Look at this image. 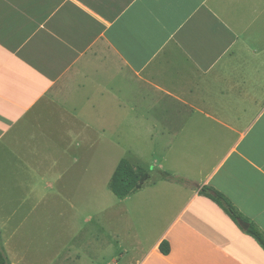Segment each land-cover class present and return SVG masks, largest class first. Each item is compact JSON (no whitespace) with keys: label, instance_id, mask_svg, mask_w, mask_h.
<instances>
[{"label":"crops","instance_id":"crops-1","mask_svg":"<svg viewBox=\"0 0 264 264\" xmlns=\"http://www.w3.org/2000/svg\"><path fill=\"white\" fill-rule=\"evenodd\" d=\"M117 143L170 145L162 175L185 181L153 184L157 227L127 264H264L200 193L264 233V0H0V223L81 187Z\"/></svg>","mask_w":264,"mask_h":264},{"label":"rangeland","instance_id":"rangeland-1","mask_svg":"<svg viewBox=\"0 0 264 264\" xmlns=\"http://www.w3.org/2000/svg\"><path fill=\"white\" fill-rule=\"evenodd\" d=\"M122 159L150 173L147 185L127 200L118 199L108 185ZM166 159L168 168L170 145H100L94 174L84 177L87 182L81 187L67 193L58 190L42 193L45 201L36 205L28 218L21 215L19 220L23 223H0V246L9 264H20L18 256L25 258L27 264L29 259L36 262L33 264H48L63 253L72 255L69 264H111L113 259L127 264L141 252V246L134 242L141 240L144 247L148 246L157 227L156 210L150 200L154 199L153 184L162 178L161 165ZM140 200L145 201L142 210ZM12 248L18 255L16 258L12 256ZM65 258L63 255L60 261Z\"/></svg>","mask_w":264,"mask_h":264},{"label":"trees","instance_id":"trees-1","mask_svg":"<svg viewBox=\"0 0 264 264\" xmlns=\"http://www.w3.org/2000/svg\"><path fill=\"white\" fill-rule=\"evenodd\" d=\"M162 178L177 182H185L180 178L172 177V175L168 173L162 175ZM149 179V172L145 168L134 165L130 160L122 159L117 165V168L111 178L109 188L118 199L123 200L130 196L135 190L140 189ZM200 193L219 205L237 225L240 226L241 221L248 223L250 228L246 231V233L252 236L264 249V233L261 232L253 223L244 219L231 201L225 197V195L211 187H204ZM160 250L164 255H169V243L164 241L160 245ZM0 264H9L8 258L1 246Z\"/></svg>","mask_w":264,"mask_h":264},{"label":"water","instance_id":"water-1","mask_svg":"<svg viewBox=\"0 0 264 264\" xmlns=\"http://www.w3.org/2000/svg\"><path fill=\"white\" fill-rule=\"evenodd\" d=\"M240 226H241L245 231L249 230V228H250V225L247 224V223H245V222H243V221L240 222Z\"/></svg>","mask_w":264,"mask_h":264}]
</instances>
